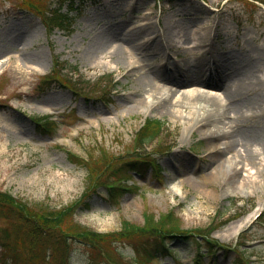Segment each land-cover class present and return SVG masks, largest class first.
Returning a JSON list of instances; mask_svg holds the SVG:
<instances>
[{"label":"rangeland","instance_id":"1","mask_svg":"<svg viewBox=\"0 0 264 264\" xmlns=\"http://www.w3.org/2000/svg\"><path fill=\"white\" fill-rule=\"evenodd\" d=\"M170 1L169 4L165 1L154 5L153 0H100L83 7L82 14L72 23L71 32L55 29L48 34L40 14L44 13L48 3L53 5V0H0V247L3 244L9 246L10 255L19 257L18 263L32 264L36 259L34 263L51 264L47 260L49 253L44 254V249H58L55 257L60 259L61 244L67 237L73 238L86 229L113 233L125 229V223L141 229L145 226L147 213L149 225L157 230L156 233L181 230L197 237L209 235L232 250L228 254L218 250L208 255L205 252L209 249L204 248L206 244L203 242L204 256L196 264H237L241 258L264 264V243L256 241L264 237V216L248 229L251 242L238 235L260 215H256V209L264 197V151L254 152L252 146L250 150L253 152L249 153V149L243 151L240 148L238 156L241 160L237 163L241 168L240 181L242 176L255 172L246 160H257L261 188L255 190L246 186L241 190L242 185L236 182L232 194L224 197L223 177L234 169V161H229L232 153H224L225 173L219 172L222 158L213 153L214 145L208 144L207 136L202 132L204 129L197 127L190 133L186 128L187 119L196 115L194 109L172 107L179 111L161 114L148 106L136 104L139 94L146 96L136 83L141 73L126 68L128 57L114 63L115 54L111 50L117 44L111 35H124L128 27L139 24L140 15H145V11L152 20L158 21L153 26L157 32L164 31L165 22L169 20L175 23L183 37H187L195 22L213 19L207 23L208 28L198 31V35L212 38V42L206 45L212 50L209 57L205 55L202 60H194L188 56L183 51L186 46L183 37L174 38L173 44L179 50H172L169 54L175 63L182 65L200 62L199 66H202L206 62L204 71L213 73L215 69L220 70L211 59L215 54L238 56L243 53L240 45L251 50L255 47L264 50V8L245 0ZM196 4L205 11L195 13L193 7ZM36 7L38 14L30 11ZM159 10H166L165 15L159 14ZM148 55L151 58L148 61L139 56L137 65H148L149 62L154 66L161 57ZM246 56L250 63L255 61L254 53ZM221 57L216 60H220L218 63L224 71L220 70L218 76L224 81L229 77L262 76L260 67L242 69L240 65L232 64L228 70ZM56 61L66 65L62 73L67 78L72 75L77 88L90 93V97L76 98L57 84L49 87L42 84L39 77L47 74ZM74 70L75 74L72 73ZM126 71L128 74L124 75ZM111 79L116 81V86L111 91L110 103L105 104L98 98L107 99L108 86L103 85ZM191 89L210 91L185 84L173 96L172 103L177 104L183 91ZM246 92L253 100V109L229 110L227 117L221 118L220 125L241 112L243 115L252 112L255 117L264 116V99L257 97L256 89L251 86L246 87ZM214 108L208 103L204 111L211 112ZM63 113L65 118L50 132L32 122V119L43 120L45 116L58 119ZM146 118L163 122L164 133L160 142L155 140L146 149L163 152L158 155L160 172L119 173L121 165L129 159L125 153L133 152L134 134ZM222 142L219 137L214 144L223 147ZM166 147L169 149L165 150ZM66 151L79 155L87 164L71 162ZM210 171L216 177L215 182L208 175ZM107 177L110 181L124 177L132 191L120 192L117 197L108 195L110 198L103 189L98 188L94 193L96 182L105 181ZM213 189L217 190V196L213 197ZM7 198L15 200L19 207L14 208ZM70 206L68 217L59 227L50 229L45 235L40 234L44 227L43 216ZM229 216L236 218L217 224ZM250 219L252 221L245 225ZM150 231L148 229L147 233ZM135 232L143 234L138 230ZM143 241L132 237L119 242L121 251L127 255L123 258L125 263L130 262L129 255L137 256L135 248ZM194 241L171 238L167 245L172 255L165 257L155 254L154 247L148 243L146 247L153 249L149 264H195L197 245ZM236 241H241L245 247L234 246ZM110 245H104L103 250L110 257L117 258ZM234 247L241 254L235 253ZM72 250L71 264L88 263L87 251L79 243L72 244ZM1 254L0 249V257ZM10 255L5 254L4 258L9 264Z\"/></svg>","mask_w":264,"mask_h":264},{"label":"bare ground","instance_id":"2","mask_svg":"<svg viewBox=\"0 0 264 264\" xmlns=\"http://www.w3.org/2000/svg\"><path fill=\"white\" fill-rule=\"evenodd\" d=\"M193 8L197 14H201L205 11L197 4ZM141 20L142 21L139 25L130 27L126 34L121 35L113 33L111 35V38L113 39L112 41H117L115 47L111 49L115 54L114 63H119L128 57L126 68H131V70L141 73V77L137 79L136 83L141 93H144L146 96H141V94H139V98L135 101L136 104L139 103L142 104V106H148L149 109L157 110L161 114L167 112L172 114L173 111H179L175 109H194L196 115L191 120H189V118L187 119L185 122L186 128L190 133L192 132V129L195 130L197 127L204 129L201 131L207 136L208 144L214 145L213 153H215L218 158H222L220 159L222 165L221 167H218L220 168L218 169L219 172L222 170V173L223 171L225 173L224 164L226 160L224 159V153H232V158L229 161H234V169H230V171L223 177L225 187L222 195L227 197L232 194L236 182H240L242 185L241 190L246 186H250L255 190L261 188L260 184L262 183L258 180V176L261 174L256 167L257 160H246V163L253 166L255 172L250 173V175L246 174L242 176L240 181L239 171L241 168L237 167V163L241 160V157L238 156V154L241 153L240 148H243V151H248L249 149V153L253 152L250 150V147L252 146L255 147L254 152L264 151V116L260 117L257 115V117H259L257 118L252 112L248 115H243L241 112L237 116L230 118L227 122H224L223 125L220 124L221 118H226L229 110L235 111L236 109L242 108L247 110L253 109V100L248 97L246 92L247 86L255 88L257 97L264 99V50L261 51L257 47L251 50L240 45L243 53L238 56L233 53H230L229 56L221 55L220 53L215 54L211 59L217 63L216 66L221 72H223L224 69H222L218 63L220 60H216V57L218 56H223L221 57V61L224 67H228V70L230 69L229 66L234 64L240 65L242 69L245 67L251 68L250 66L254 68L260 67L262 73V76L229 77L227 80L225 79L226 81H229L228 84L225 85L227 88H222V86L220 88L218 85L220 84V79L218 80L216 78L207 81L204 78V72H202V69L206 62H204L202 66H199L200 62H198L183 67L171 59V56L169 55L170 52L172 50H179V48L173 44L175 41L174 38L183 37L180 31L178 32L176 29L175 23L167 20L165 30L161 33H157L153 28L154 22H152L148 15L142 16ZM212 21L213 19H210L208 22L195 24V26L189 31V37H183V43L186 45L184 50L188 55L194 58V60H202L205 58V55H208V57L211 55L212 50L206 45L207 43L212 42V38H206V36L198 35L197 33L198 30L208 28L209 24L207 23ZM142 35H145L146 38H142ZM92 51L94 53V49H92ZM251 52L254 53L255 61L250 63V59L246 55ZM148 54L153 57H159V55H161V57L154 66L153 64H149V62H147L148 65L145 63L137 65L139 63V56L147 59L145 61L150 60L151 58ZM104 58L105 57H100V59ZM127 74L128 71H126L124 75ZM226 76H228V72L227 74L225 73V77ZM185 84L195 85L202 89H213L217 91V93L200 89H191V91L185 90L179 101H177V104L174 105L172 103L173 96L180 91ZM201 103H204L205 106L201 107ZM208 103L213 107L215 106L211 112L204 111L205 107L208 106ZM220 108L222 109L221 112ZM219 137L223 140V142L220 143L223 147H216L214 144L216 140H219ZM243 169L244 168L242 167V171ZM208 175L211 177V180L213 179V182H215L216 177H214V173L210 171ZM236 175L237 179H235ZM228 183L231 185H227ZM216 194L217 190L213 189V197L217 196ZM258 206L259 210L264 207V197L261 199Z\"/></svg>","mask_w":264,"mask_h":264},{"label":"trees","instance_id":"3","mask_svg":"<svg viewBox=\"0 0 264 264\" xmlns=\"http://www.w3.org/2000/svg\"><path fill=\"white\" fill-rule=\"evenodd\" d=\"M75 0H57L59 7L57 8H49L46 10L47 11V20L49 21L50 24L54 25L55 27H60V28H69L71 25V18L68 17V13H61L60 6L63 5L64 3H67L69 11H72L73 9V3ZM79 2L82 0H78ZM162 126L161 123L158 121H147L144 127L138 132L137 134V141L139 144L142 143H147L148 141L153 140L158 134L160 133ZM131 169L136 167V163H130L128 164ZM9 204L12 205L14 208H18L19 205L18 203L11 199L7 198ZM71 207H67L63 211H57L56 213L48 216H43L41 219L43 220L44 224H42L44 227V231L48 232L47 230L49 229H55L61 225L62 222H64V219L68 217V212L70 211ZM70 216V215H69ZM161 223V222H160ZM126 228L123 229L122 231L116 233V234H100V233H93L90 231L83 230L82 233H78L77 237L81 239L83 243L86 242L88 246L92 247H97L101 244L107 243L110 241L112 238H130L133 236H141V235H147V230H155L154 228L150 227V225L145 226L143 228H137L135 226H128L127 224ZM136 228V229H135ZM43 230L40 231L43 233ZM138 230L139 232H143V234H139L135 232Z\"/></svg>","mask_w":264,"mask_h":264}]
</instances>
